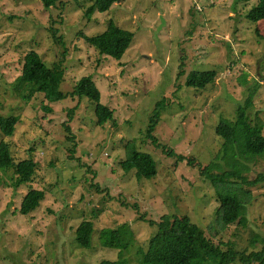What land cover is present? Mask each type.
Listing matches in <instances>:
<instances>
[{"label": "rangeland", "instance_id": "1", "mask_svg": "<svg viewBox=\"0 0 264 264\" xmlns=\"http://www.w3.org/2000/svg\"><path fill=\"white\" fill-rule=\"evenodd\" d=\"M258 1L121 0L87 20V0H62L61 8L50 10L41 0H0V115L19 117L12 137L0 133L14 160L0 168V264L115 263L118 251L103 249L100 233L123 225L134 234L125 257L128 264H139L155 234L143 216L154 222L188 217L214 244L233 243L239 251L248 248L252 233L264 236V183L251 189L247 227L224 228L217 222L212 186L188 163L213 161L223 143L214 130L221 120L234 119L247 101L250 124L264 134V21L247 20ZM110 23L134 34L120 61L83 39L104 33ZM32 51L50 66L65 53L60 90L71 92L82 77L91 76L114 119L98 126L85 98L52 104L42 94L21 99L11 86ZM208 70L218 74L213 84L184 87L190 72ZM163 98L154 135L182 161L146 140L149 118ZM75 105L71 159L61 124ZM132 141L157 162L153 180L139 181L134 171L121 168ZM24 159L36 161L40 170L33 184L16 188L12 167ZM261 173L264 161L251 166L249 180ZM31 189L44 191L46 199L33 214L21 216L20 204ZM84 221L93 225L88 250L74 244Z\"/></svg>", "mask_w": 264, "mask_h": 264}, {"label": "trees", "instance_id": "2", "mask_svg": "<svg viewBox=\"0 0 264 264\" xmlns=\"http://www.w3.org/2000/svg\"><path fill=\"white\" fill-rule=\"evenodd\" d=\"M87 1L84 17L90 20L94 14L109 12L121 0ZM240 1L248 3L252 0ZM41 2L47 10L62 7V0H41ZM247 20L252 24L264 21V0H259L248 12ZM50 30L55 29L50 28ZM83 39L99 54L120 61L133 44L134 34L110 23L104 33ZM64 58L65 53H62L60 59L50 66L39 53L33 51L27 53L22 59L20 74L11 86L12 90L26 101L36 94H42L49 104L65 99L85 98L93 104L95 123L98 126L102 127L112 121L114 111L101 103V92L91 76L82 77L71 92L60 90L64 79ZM182 75L183 71L179 73L178 78ZM217 76L216 71H192L186 77L184 87L204 89L213 84ZM166 100L167 98H163L155 105L145 131L146 140L156 148L162 149L169 157H176L177 161H182V155L168 149L154 135L160 122L161 112L166 106ZM249 102L238 106L234 119H223L217 125L214 133L223 143L213 161L205 166L188 161L189 165L196 167L199 174L212 186L219 203L216 212L217 222L224 228L234 225L243 229L247 227L246 214L252 200L251 189L264 183L262 173L253 181L249 180L251 166L264 161V134L259 126L250 124L247 116ZM77 106L68 110V120L61 124L65 141L70 144L68 152L71 159L74 158L76 144L69 124ZM45 109L51 111L49 107ZM18 123L19 117L16 115H0V133L4 138L12 137ZM135 144V141L129 143L128 155L121 162V168L125 172L134 171L139 181H151L158 173V164L151 154L136 149ZM13 161L9 143L0 139V168L11 167ZM221 162L225 167H222ZM12 168L17 176L16 188L33 184L40 170L39 164L33 159L19 160ZM45 199L44 191L31 189L22 199L19 215L30 216L40 208ZM140 219L155 229V234L149 242L147 251L140 252L139 264H264V236L259 234L252 233L248 248L239 251L233 243L214 244L188 217L163 216L159 222L147 221L144 216ZM92 234L93 225L87 221L82 222L75 230L74 244L81 250L90 249ZM133 240L134 234L128 225L102 230L99 238L101 247L118 251V261L105 264H128L125 254L129 251Z\"/></svg>", "mask_w": 264, "mask_h": 264}]
</instances>
